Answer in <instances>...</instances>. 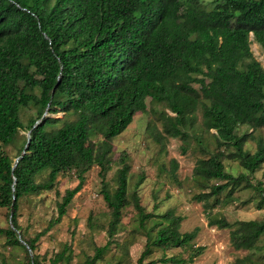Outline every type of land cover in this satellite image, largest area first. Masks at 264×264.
<instances>
[{
    "label": "trees",
    "instance_id": "16d2710c",
    "mask_svg": "<svg viewBox=\"0 0 264 264\" xmlns=\"http://www.w3.org/2000/svg\"><path fill=\"white\" fill-rule=\"evenodd\" d=\"M250 35L264 50V0H213L209 8L200 0H0V144H16L21 131L30 132L16 156L0 153V207L8 210L10 222L0 234L25 249L27 264H44L29 251L60 222L93 165L109 209L108 241L81 264L103 258L129 206L145 232L139 264L154 248H190L185 258L163 254L159 262L164 264H189L202 253L203 247L193 244L198 227L180 232L183 217L173 209L145 211L138 194L143 174L129 191L125 151L116 163L113 190L106 180L111 141L136 112L146 110L147 99L162 106L158 113L168 122L164 132L182 141L181 151L192 139L202 155L192 171L201 187L193 199L205 205L208 225L228 229L237 250L254 246L264 233V217L229 222L211 210L232 203L242 189H251L256 209H264L263 184L252 181L264 163V139L236 131L239 125L264 126V67L252 54ZM31 106L36 112L24 123L22 112ZM204 133L213 138V148ZM96 137L102 140L96 143ZM166 139L156 132L161 149ZM248 139L256 140L253 152L245 149ZM224 159L237 161L240 172L228 171ZM177 167L172 159L170 175ZM43 171L47 178L37 181ZM67 172L77 184L65 190L47 228L26 239L17 220L19 201L51 190L58 175ZM71 259L72 250L64 245L49 264ZM232 264L253 262L245 256Z\"/></svg>",
    "mask_w": 264,
    "mask_h": 264
},
{
    "label": "rangeland",
    "instance_id": "374dc122",
    "mask_svg": "<svg viewBox=\"0 0 264 264\" xmlns=\"http://www.w3.org/2000/svg\"><path fill=\"white\" fill-rule=\"evenodd\" d=\"M213 0H200L205 8L212 6ZM250 48L253 56L264 67V50L250 35ZM149 99L144 112H136L132 122L123 133L111 141L112 169L107 173L106 180L113 190L116 186L115 171L120 154L125 151L129 156L131 170L128 180V188L131 192L140 174L144 180L138 188L140 203L147 212L157 214L173 209L176 215L183 217L180 222V232L191 231L198 227V233L193 240L196 246H202V253L189 264H232L238 257H250L253 264H264V233L249 250L235 249L229 239L228 229H218L208 225L205 214V205L193 199V194L201 190L199 184L194 181L192 175L199 153L195 142L191 139L185 152L181 151L182 141L179 138L169 137L164 128L168 122L163 120L158 110L161 105H153ZM36 108L31 106L22 112L24 123L28 116H34ZM168 114L171 113L168 111ZM62 113L56 114L61 117ZM199 116V115H198ZM199 125L200 117L196 121ZM237 133L251 132L255 138L264 139V126L251 129L248 125H239ZM156 132H161L167 137L165 149H161L156 140ZM214 132V130H212ZM25 131H21V137L16 144L1 145L0 153L16 156ZM205 142L213 148V138L204 133ZM96 143L100 137L94 139ZM256 140L248 139L245 149L253 152ZM177 160L178 167L175 176L170 175V162ZM225 167L233 174L240 172L237 161L223 160ZM99 168L93 165L85 174L82 189L73 197L67 207L65 215L59 223L45 230L36 241V248L29 254L37 255L44 264H49L54 255L60 252L64 245L72 250V259L69 264H81L86 255H93L97 246H103L108 241L106 228L110 219L109 209L101 194V179L98 175ZM48 171L40 173L37 181H44ZM196 180L201 178L197 177ZM253 182L260 181L264 187V163L252 177ZM77 179L72 172L60 174L55 186L51 190L39 194L24 196L19 201L17 214L18 224L26 239H31L39 232L47 228L50 220L57 216V203L61 201L66 189L73 188ZM236 199L232 203L218 204L211 208L216 216L225 217L229 222L236 220L261 219L264 217V209H256L253 199L256 197L251 189H242L236 193ZM212 198L209 201L211 206ZM245 200L250 203L245 204ZM253 201V202H251ZM153 225V220L146 223L147 228ZM10 227L8 210L0 207V228ZM157 227L154 226V232ZM145 247V232L139 226L136 211L132 206L123 209V215L118 227V233L114 241L105 251L103 258L95 264H139L138 259ZM26 248V247H25ZM190 248H168L162 250L154 248L151 255L143 260L146 264L152 260H158L163 254L166 256L177 255L187 257ZM27 253L18 245L9 244L6 236L0 234V264H27ZM60 264H65L61 262ZM167 264V263H165Z\"/></svg>",
    "mask_w": 264,
    "mask_h": 264
},
{
    "label": "water",
    "instance_id": "95a60500",
    "mask_svg": "<svg viewBox=\"0 0 264 264\" xmlns=\"http://www.w3.org/2000/svg\"><path fill=\"white\" fill-rule=\"evenodd\" d=\"M29 135H30V132L28 131L27 133H26V136H27V142H26V145L28 144V142H29V140H30V137H29ZM18 158H16V160H17ZM16 164H14V166H15ZM18 237H20V235H18ZM20 241L24 244V245H26L25 244V242H23L21 239H20ZM26 247H27V245H26Z\"/></svg>",
    "mask_w": 264,
    "mask_h": 264
}]
</instances>
